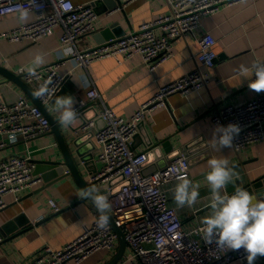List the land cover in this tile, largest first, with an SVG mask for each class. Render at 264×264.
<instances>
[{"label": "crops", "instance_id": "0c3cea01", "mask_svg": "<svg viewBox=\"0 0 264 264\" xmlns=\"http://www.w3.org/2000/svg\"><path fill=\"white\" fill-rule=\"evenodd\" d=\"M71 1L79 5L96 2L99 14L96 32L78 40L81 47L108 40L103 34L105 30H110L114 37H120L137 29L142 23L170 11L167 0H138L125 10H116L113 0ZM109 11L112 13H108ZM35 17V12L29 11L28 20L24 23L19 21L17 13L7 15L0 20V30L17 28L33 21ZM63 32V27L58 25L37 42L0 39V68L17 75L27 86L16 82L0 69V101L14 102L19 96H27L34 103V87L17 70L30 67L34 57L41 55L44 63L39 68L61 63L58 70L66 77V81L57 97L71 95L77 105L87 98V91L94 84L101 95L97 103L99 109L106 106L120 116H132L155 96L160 87L198 67L196 55L200 49L199 38L209 32L217 40L215 50L219 56L211 71L213 82L210 86L189 94L171 95L164 106L150 112L144 124L138 128L132 148L138 153H149L150 159L145 169L149 173L165 165V156L190 146L192 153L189 154L191 165L188 179L194 185H199L197 202L191 207H179L174 199V189L178 182L166 186L171 205L176 208L187 227L202 224L203 219L211 214V193L206 181L209 159L225 157L233 166L235 175L226 189L222 190L228 195L239 188V181L247 184L264 176V142L241 150L233 147L219 150L213 147L211 140L213 130L219 125L212 122L213 111L218 107L247 102L256 94L248 88V82L254 77L251 70L253 63L264 62V0H241L232 5L223 4L219 11L203 17L201 26L194 33L175 39L172 56L155 69H150L141 55L132 58L111 56L93 62L87 70L77 68L61 48ZM241 65L247 66L250 71L242 75L239 72ZM56 98L45 110L59 123L58 114L54 110ZM84 113L85 116L77 115L70 127L65 128L59 124L82 176L91 184L90 175L99 167L97 157L102 150L96 142L95 132L103 123L97 120L95 127L86 131L79 130L82 118L93 120L97 116L93 107L86 108ZM76 129L79 131H75ZM79 133L88 134L82 147L83 152L92 154L87 163L82 160L78 147L73 143ZM0 145V161L12 155H31L35 171L36 160L57 158L65 161L53 128L47 134L29 140H24L19 133L0 134ZM157 146L159 150L156 152L153 148ZM37 175L42 181L33 190L24 192L20 201H15L12 194L5 197L8 205L0 210V231L9 223L11 229L7 233L5 230L0 232V264H21L46 245L61 249L79 237L95 219V207L90 200L82 201L77 198V193L82 188L68 170L50 182L45 181L42 173ZM92 187L99 189L101 194L105 192V184H92ZM252 195L260 198L256 189H253ZM51 198L61 206L59 212L50 213ZM118 249L119 247L116 251L97 252L82 264H106ZM130 254L131 250L127 247L123 259ZM257 261L264 262V257L257 258ZM122 262L123 260L120 261ZM232 264L241 263L236 261Z\"/></svg>", "mask_w": 264, "mask_h": 264}, {"label": "built area", "instance_id": "2783aa9c", "mask_svg": "<svg viewBox=\"0 0 264 264\" xmlns=\"http://www.w3.org/2000/svg\"><path fill=\"white\" fill-rule=\"evenodd\" d=\"M117 1L115 9L125 10L138 0ZM238 1L241 0H167L170 5L168 13L142 23L120 37L81 47L78 40L96 32L99 16L96 2L79 5L71 0H35L33 5L32 0H0V20L16 13L18 7L36 14L35 19L27 24L0 30V39L37 42L61 25L64 29L61 48L77 68L87 70L93 62L111 56L132 58L141 55L148 67L155 69L172 56L175 39L194 33L201 26L202 18L219 11L223 4L232 5ZM216 43L211 33H204L199 38L198 67L160 87L155 96L132 116H120L106 106L99 109L97 103L101 95L94 84L89 87L87 98L75 105L78 116L88 107L95 108L97 112L96 118L87 121L79 130L95 127L99 118L104 122L95 132L96 142L102 150L97 157L99 167L91 173L90 181L105 184L102 194L107 195L111 203L110 213L124 232L127 247L131 250V254L122 259L123 264H232L236 261L247 264L242 249L223 252L215 243L206 244L199 231L203 225L187 227L171 205L166 186L179 183L180 175L188 178L189 154L181 152L173 156L166 166L147 173L149 153H138L132 148L140 122L145 121L150 112L164 106L171 95L189 94L210 86L213 82L211 71L219 57ZM60 66L58 62L37 68L35 75H29L24 67L17 70L35 92L50 81V92L37 98L45 107L53 104L65 84L66 77L58 70ZM211 119L223 126L229 123L240 126L241 131L233 141L235 150L263 143L264 92L256 93L247 102L216 108ZM51 128L49 117L27 96H19L14 102L0 101V134L19 133L24 140H29L47 134ZM41 181L42 178L35 174L31 155H12L0 161V210L8 205L7 195L12 194L15 201H20L24 192L33 190ZM49 208L50 213L62 209L53 198L49 200ZM94 216L92 225L63 248L54 249L46 245L21 264H82L97 252L116 251L118 234L110 222L104 230L97 228L96 210ZM255 264L264 262L256 260Z\"/></svg>", "mask_w": 264, "mask_h": 264}, {"label": "clouds", "instance_id": "9594fccd", "mask_svg": "<svg viewBox=\"0 0 264 264\" xmlns=\"http://www.w3.org/2000/svg\"><path fill=\"white\" fill-rule=\"evenodd\" d=\"M33 5L35 0H32ZM20 22L26 23L29 9H15ZM68 51H71L70 49ZM44 63L41 55H36L32 65L26 70L29 75H35L36 69ZM255 79L248 82V88L256 93L264 92V62H256L251 66ZM250 69L241 65L239 72L247 74ZM46 82L34 96L43 97L50 92ZM75 98L71 95L57 97L54 110L58 114L59 123L65 128L70 127L77 119ZM241 128L238 124L229 123L227 126L217 125L213 130V147L219 150L231 149L233 141L239 135ZM183 165L181 164L180 167ZM208 171L206 181L211 193V214L202 221L199 230L206 244L215 243L220 251L243 250L247 264H255L257 258L264 257V199L252 195L249 191L239 188L234 194L228 195L225 190L235 175L233 166L225 157L211 158L207 161ZM179 171V168L177 169ZM179 183L174 189V199L179 207L193 206L200 195L199 185H194L186 176H179ZM77 198L90 200L98 216L95 220L97 228L104 230L110 220L111 203L105 194L95 187H85L77 193Z\"/></svg>", "mask_w": 264, "mask_h": 264}, {"label": "water", "instance_id": "95a60500", "mask_svg": "<svg viewBox=\"0 0 264 264\" xmlns=\"http://www.w3.org/2000/svg\"><path fill=\"white\" fill-rule=\"evenodd\" d=\"M105 1H108V0H105ZM113 1H114L113 7L117 6L118 5V1L117 0H113ZM116 31L118 32L119 30L117 29ZM103 34L105 35V37L108 40L112 39V38H115L110 33V30H105L103 32ZM0 69H2V68H0ZM2 71L5 74H8V76L10 78H13L16 82H19L24 87H27L26 84L23 83L21 81V79L17 75L12 74L11 72H7L4 69H2ZM33 98H34V103L37 104L39 107H41L42 110L45 112V114L48 117H50L48 115V113L46 112V110H45V106L39 102L37 97L34 96ZM96 115H97V112H96ZM80 116H85V113L83 112V114L80 115ZM49 119H50L51 126L53 128V131L57 135V138H58L61 150L63 152V156H64L65 161H61L60 159H57V158H49L47 160H36V162H37V170L36 171H38V172L35 171V174L37 175V173H42V175H43L42 177L45 179V181H49L50 182L53 179L62 176L64 174L65 170H68L69 173H71L76 178L77 182L79 183V185L81 186L82 189L85 188V187H92L93 183L89 184L84 179V177L82 176V174L80 172V169L78 168L77 163L75 162L74 158L72 157V153H71V151L69 149V145L67 143L66 137L62 134V132L60 130V124L56 120L51 118V117ZM88 120H89L88 117L82 118L81 126H83ZM97 120H99V122H100V120L102 121V119H100V118L97 119ZM102 123L104 125L103 121H102ZM143 124H144V121L140 122L138 128H140ZM102 126H99L98 128H101ZM78 129H76L75 131H79ZM87 135L88 134H84L83 135V134L79 133V135H77L76 139L73 140L74 145L78 147V153H79L80 157L82 158V160L85 163H87L89 158H91V156H92V154H88V152H83L82 151L83 150L82 147L86 143L85 137H87ZM149 145H152V144L150 143ZM167 145L165 147H167ZM153 149H154V151L157 152L159 150V146L154 147ZM167 151H169V149ZM181 152H185L186 154L192 153L191 150H190V146H186L183 150L181 149L179 151L170 153L168 156L164 157V159L166 160L164 166H166L168 164V160L170 161L171 158H173V156H175V155H177V154H179ZM159 155L161 156V154H159ZM33 162H34V160H33ZM34 164H35V162H34ZM190 165H191V162H190ZM160 168H162V167H160ZM44 173H46V174H44ZM263 179H264V176L259 178V179L254 180V181H252L250 183H247V184H241L240 181H239V185H240L239 188H243V189L249 191L251 194H253V189H256L259 197L261 199H264V180ZM234 193L235 192H233L232 194H234ZM109 215H110L109 222L112 225V227L115 230V232L119 236V249H118L117 253L115 254V256L111 260H109L106 264H119L120 261L123 259L124 255H125V252H126V249H127V241L125 239V235H124V232L122 231V229L116 225L112 214L109 213ZM10 229H11L10 223L9 224H5L2 227V230L0 232L5 230L6 233H7V232L10 231Z\"/></svg>", "mask_w": 264, "mask_h": 264}]
</instances>
